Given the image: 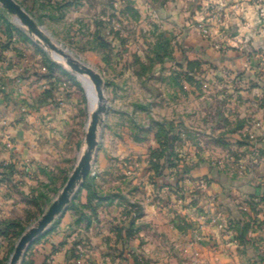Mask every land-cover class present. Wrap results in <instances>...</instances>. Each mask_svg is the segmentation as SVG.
<instances>
[{
	"label": "crops",
	"instance_id": "crops-1",
	"mask_svg": "<svg viewBox=\"0 0 264 264\" xmlns=\"http://www.w3.org/2000/svg\"><path fill=\"white\" fill-rule=\"evenodd\" d=\"M15 1L74 57L78 58L70 49L79 44V51L107 60L103 52L108 47L101 42L94 45L97 32L91 20L106 19L109 5L123 0ZM133 1L166 36L181 35L184 49L206 52L215 65L234 72L226 98L229 115L216 128L229 133L206 138L207 143L213 141L212 150L200 148L196 158H184L182 165L170 166L165 158L160 172L148 168L145 188L137 166L146 161L150 166L157 158H111L105 148L109 138L105 139L89 178L62 216L33 244L26 264H262L264 174L255 178L257 184L250 178L246 183L240 180L248 176L246 169L234 174L222 165L229 162L230 148L242 137L249 142L243 151L250 158H257L249 153L253 146H264V136L257 133L264 131V20L252 0ZM217 3L223 5L220 23L213 24L217 27L210 41L202 28H209L207 9ZM199 23L203 27H197ZM70 35L77 39L70 40ZM58 42H65L67 49ZM47 58L45 48L0 5V117L11 137L0 139L11 144L2 157L4 167L26 169L27 175L18 179L22 191L30 195L28 200L54 193L85 148L87 131L84 134L75 112L79 105L72 99L80 90L74 83L77 75ZM51 63L56 66L51 68ZM241 78L245 84H237ZM116 114L112 109L108 121ZM234 121L242 125L236 128ZM106 128L110 132L114 127L108 123ZM124 142L133 153L141 152L132 137ZM13 176L0 172V226L22 219L25 213V199L15 193ZM163 200L168 208L160 204Z\"/></svg>",
	"mask_w": 264,
	"mask_h": 264
},
{
	"label": "rangeland",
	"instance_id": "rangeland-1",
	"mask_svg": "<svg viewBox=\"0 0 264 264\" xmlns=\"http://www.w3.org/2000/svg\"><path fill=\"white\" fill-rule=\"evenodd\" d=\"M252 1L254 6V0ZM109 6L110 10H108L109 14L106 19L91 20L93 28L96 30L93 32H97L94 34V45L101 42L108 47V51L103 52L107 56L108 62L107 60L105 63L102 62L100 56L95 53L79 51L78 43L74 46L75 50L70 49V51L78 56L77 59L85 61L100 73L106 82V84L104 83L105 96L109 108L99 133V147L94 158H99L98 153L101 151V147L106 145L103 141L108 138V147H104L108 148L111 158H157L155 163L150 166L147 161L137 166L142 175L141 187L145 188L149 182L145 174L149 170L148 168H155L156 172H160L165 164V158H168L170 166L182 165L185 162L184 158H196L200 148L212 150L213 141L209 140L207 143L206 138L213 135L224 137L229 133L222 130V127L218 130L216 128L223 126L224 119L226 120L229 115V101L226 98L232 89L231 76L235 74L228 68H220L215 65L211 55L206 52H192L184 49L181 35L173 33L170 38L166 36L159 23L154 24L152 20L142 16L138 5L133 0L111 3ZM216 6L207 9L209 20H211L209 28L203 27L202 23L196 25L203 27L202 34L210 41H214L215 31L213 28L215 29L217 25L213 24L216 23V20L217 24L220 23L219 15L223 5L217 3ZM156 20L158 22V19ZM209 20L207 19L206 22ZM212 21L213 23H211ZM44 29L48 32L45 27ZM205 29L208 30L205 31ZM70 37V40L73 37L77 39V35H70ZM33 38L38 42L36 37ZM67 39L66 36V43ZM65 42L58 43L67 49L68 45ZM40 44L43 46L42 43ZM47 60L48 62L55 61L63 68H68L63 61L56 58V54L53 52H48ZM258 73H256L257 77ZM243 75L244 73L237 74L238 77ZM75 78L78 79L74 83L79 85L80 90L76 89L72 99L79 105L78 108H75V112L78 113L77 116H79V122L85 134L94 108L88 90V87L92 86L87 77L77 75ZM240 80L242 81L237 84H245L242 78ZM260 81L262 82V79ZM216 95L225 98L216 99ZM112 109L117 110V114L110 115L109 122V112ZM108 123L114 127L110 132L106 128ZM3 124V119L0 117V137L2 136L0 139L10 141L11 137L3 128ZM240 125H242L241 122L236 121L235 127ZM257 133L260 138L264 136V131ZM131 137L137 144H139L137 140L140 139L141 152L138 154L133 153V148L124 142L125 139H131ZM238 140H241L238 141V145L235 148H230L233 156L228 160L229 162L225 161L222 166L227 167L234 174L240 172L238 169L244 174L246 169L248 176L240 180L248 183L250 178L252 184L254 181L257 184L255 178L260 172L264 174V158H260L264 154V146L263 148L259 145L253 146L254 150L249 153L251 152L257 158H250L249 154L243 151L249 142L244 137ZM239 143H242V146ZM7 144L4 141L0 142V172L9 177V170H7L9 168L4 167L2 157L5 148L10 149ZM221 148L227 149L223 146ZM123 150L128 153H122ZM242 160L248 164L242 166ZM246 166L248 167L246 168ZM14 171L16 172L15 169ZM17 172L16 177L13 176V180L19 191L16 189L15 193L25 199L26 208H24L25 213H23L22 219L3 223L14 222L12 228H8L9 230L13 229L14 235L12 234L11 238L6 234L0 235V264H9L19 239L42 219L68 181V179L61 181L52 194L42 195L40 193L28 200L30 195L22 191L19 186L22 181L18 179L27 175L26 169L22 167ZM163 185L166 186L167 183L161 186ZM177 186V189L180 190L179 185ZM81 188L78 189L73 200ZM165 202V200L160 201V204L164 205ZM260 219L257 218L259 221L264 220V216ZM1 227L3 228V225ZM33 244L26 251L22 264H26L27 253Z\"/></svg>",
	"mask_w": 264,
	"mask_h": 264
},
{
	"label": "water",
	"instance_id": "water-1",
	"mask_svg": "<svg viewBox=\"0 0 264 264\" xmlns=\"http://www.w3.org/2000/svg\"><path fill=\"white\" fill-rule=\"evenodd\" d=\"M0 5L7 12L15 16L27 32L38 39L47 52H53L67 66L68 69L81 77H87L94 88L96 103L87 125L85 148L80 156L78 164L68 178V181L55 202L39 222L27 230L17 242L9 264H22V260L29 247L49 230L54 222L62 216L72 203L78 189L87 181L91 174L95 154L99 147V133L104 125L108 113V102L105 96V84L99 73L88 64L80 61L67 50L54 43L50 36L15 0H0Z\"/></svg>",
	"mask_w": 264,
	"mask_h": 264
},
{
	"label": "trees",
	"instance_id": "trees-1",
	"mask_svg": "<svg viewBox=\"0 0 264 264\" xmlns=\"http://www.w3.org/2000/svg\"><path fill=\"white\" fill-rule=\"evenodd\" d=\"M56 65L55 64H53V63H51V65H50V67L51 68H53V67H55ZM7 170H9V174L11 175V176H13L14 174H15V171H14V168L13 167H9V169H7ZM6 176V175H5ZM14 222H12V223H10V224H3V228L1 227L0 228V235H4V234H6L8 237H12L13 235H14V232H13V229L12 230H9V229H11L12 227L11 226H13L14 224H13ZM9 228V229H8ZM8 229V231H6ZM8 232V233H7ZM13 234V235H12ZM262 263L264 264V260H262Z\"/></svg>",
	"mask_w": 264,
	"mask_h": 264
},
{
	"label": "built area",
	"instance_id": "built-area-1",
	"mask_svg": "<svg viewBox=\"0 0 264 264\" xmlns=\"http://www.w3.org/2000/svg\"><path fill=\"white\" fill-rule=\"evenodd\" d=\"M254 6L257 10V13L259 15V18L264 20V0H254ZM2 90H4V88H2ZM8 147H11L10 142H8L7 144ZM221 229H224V226L221 224L220 225Z\"/></svg>",
	"mask_w": 264,
	"mask_h": 264
},
{
	"label": "bare ground",
	"instance_id": "bare-ground-1",
	"mask_svg": "<svg viewBox=\"0 0 264 264\" xmlns=\"http://www.w3.org/2000/svg\"><path fill=\"white\" fill-rule=\"evenodd\" d=\"M56 58L59 60V61H62L58 56H56ZM85 80V79H84ZM88 90H89V93H90V99L92 101V107L95 106V103H96V94H95V91H94V88L93 87H88Z\"/></svg>",
	"mask_w": 264,
	"mask_h": 264
}]
</instances>
